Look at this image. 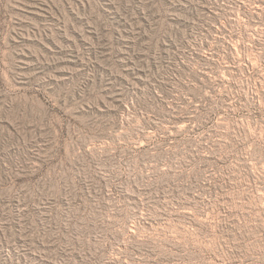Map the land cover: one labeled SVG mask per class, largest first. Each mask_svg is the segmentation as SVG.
Masks as SVG:
<instances>
[{
  "label": "rangeland",
  "instance_id": "1",
  "mask_svg": "<svg viewBox=\"0 0 264 264\" xmlns=\"http://www.w3.org/2000/svg\"><path fill=\"white\" fill-rule=\"evenodd\" d=\"M0 264H264V0H0Z\"/></svg>",
  "mask_w": 264,
  "mask_h": 264
}]
</instances>
